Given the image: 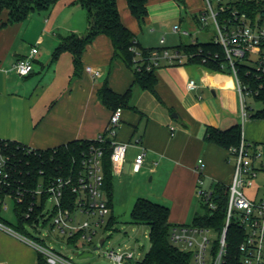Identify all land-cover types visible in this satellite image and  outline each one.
I'll list each match as a JSON object with an SVG mask.
<instances>
[{
	"label": "crops",
	"instance_id": "1",
	"mask_svg": "<svg viewBox=\"0 0 264 264\" xmlns=\"http://www.w3.org/2000/svg\"><path fill=\"white\" fill-rule=\"evenodd\" d=\"M71 3L74 10L71 8L66 12V18L70 19L65 23L53 20L54 15H51L45 24L35 26L28 20L29 16L22 22L0 27V140L40 150L74 141L96 140L107 131L113 113L98 98L99 89L108 80L119 94L132 86L131 106L135 108L123 111L116 136L107 138L129 144L125 162L119 167V173L113 172V175L125 170L136 174L151 172L153 181L158 179L163 190L150 200L170 208V221L174 225H191L188 219L194 220L198 215L194 201L200 159L205 162L203 179L208 189L216 184L226 187L232 182L234 169L229 162V151L204 141L207 127L225 131L241 125L242 139L255 145L259 154L256 165L264 175V119L249 117L242 124L236 81L228 71H212L194 64L163 66L156 71L157 91L163 100L160 103L151 93L138 85L133 86L134 73L124 64L117 62L109 74L114 49L106 36L98 37L86 48L79 75H75L70 53H63L54 61V52L63 38L81 37L88 29L87 11L77 3ZM121 4L120 8L118 1L123 23L137 34L138 22L132 17L126 0ZM75 8L82 9L81 14H77ZM177 12L181 13L179 7ZM2 18L6 21L7 16ZM147 21H150V15ZM140 45L145 49L159 48ZM34 48L38 49L34 71L28 77H20L14 66L30 56ZM88 67L98 75L89 74ZM191 80L198 84L194 91L188 90ZM251 112H254L252 108ZM143 150L145 162L136 172L134 161ZM256 186L257 183L247 189L246 194L253 200H260V189ZM38 263L39 253L35 249L1 234L0 264ZM125 264H131V261Z\"/></svg>",
	"mask_w": 264,
	"mask_h": 264
},
{
	"label": "built area",
	"instance_id": "2",
	"mask_svg": "<svg viewBox=\"0 0 264 264\" xmlns=\"http://www.w3.org/2000/svg\"><path fill=\"white\" fill-rule=\"evenodd\" d=\"M205 8L196 16L199 26L205 28L212 21L217 37L215 42L223 49L225 65L236 81L237 91L242 106V124L249 117L247 98L256 95L254 90L242 79L239 64H245L253 69L260 78H264V0H204ZM177 33L180 28L176 26ZM184 35L189 36L188 32ZM198 40V39H197ZM195 40L194 43L197 41ZM165 44L164 39L160 42ZM38 49L34 48L30 56L19 60L14 70L20 77H28L33 73L34 58ZM137 55V71H157L163 66H184L187 55L178 49L159 47L144 57ZM86 71L98 74L88 67ZM198 88L195 80L188 84V90ZM123 110L113 111L109 127L95 141L100 145L110 144L113 172L119 173V167L125 162L129 144L108 140L116 136ZM174 131V129H171ZM145 151L137 155L134 170L140 171L145 162ZM104 157L105 149L92 146L85 154L82 169L78 174L56 180L43 179L32 191L33 199L20 218L16 227L4 222L2 213L8 209L7 199L15 200L11 191L9 159L5 153L3 140H0V231L16 238L38 253L44 255L48 264H75L71 258L56 252L53 246L46 243L51 233L57 231L67 243L77 244L80 241L92 243L96 229L107 228L111 213L107 195L104 191ZM259 154L253 144L242 139L240 145L229 152V162L233 164V177L226 186L228 202L226 207L225 225L221 233L215 229L200 228L191 225H174L170 232V241L182 252L192 254L193 264H226L228 261V231L236 224L244 238L238 248V257L234 264H264V197L253 200L246 194L247 189L255 186L260 173L256 162ZM205 162L198 161L197 172L200 174L196 195L203 208L214 212L218 206L214 200L216 186L208 189L205 186L203 172ZM41 200V202H40ZM205 211V208H204ZM16 213V212H15ZM86 215L89 220L83 221L80 216ZM21 229V230H20ZM218 242V248L215 243ZM46 243V244H45ZM104 244V241H103ZM113 264H125L135 258L128 249H119L107 253Z\"/></svg>",
	"mask_w": 264,
	"mask_h": 264
},
{
	"label": "trees",
	"instance_id": "3",
	"mask_svg": "<svg viewBox=\"0 0 264 264\" xmlns=\"http://www.w3.org/2000/svg\"><path fill=\"white\" fill-rule=\"evenodd\" d=\"M61 0H0V27L26 20L34 12L50 10ZM119 0H76L87 11L88 29L79 37L70 35L62 39V43L55 50L53 60L56 61L63 53H70L73 56L75 75H79L83 68L82 58L86 48L98 37L106 36L112 41L114 54L109 74L120 62L134 73V85H138L143 91L151 93L160 103H163L158 94L157 87L159 79L156 71L139 72L136 69L137 55L141 52L144 57L150 55L154 49L143 48L137 35L132 32L122 21L119 7ZM179 7L186 5L185 0H172ZM149 0H126L132 17L143 25L149 17ZM7 16L3 21L2 16ZM196 22L198 23L197 19ZM183 51L187 57V64L201 65L212 71L223 72L225 65L222 47L215 41L202 43L197 40L195 43L184 44L173 47ZM240 76L254 90V100L263 105L258 111L250 113L251 119H264V78H260L252 67L239 64ZM133 95L132 86L124 93H116L106 80L98 91V98L109 110L135 109L131 106ZM250 110V109H249ZM204 141L215 144L230 152L242 141L241 125L234 126L229 130L222 131L214 127H207ZM5 153L9 159V174L11 191L15 197V212L20 216L27 211L32 199V191L43 179L56 180L59 178L72 177L82 169L84 154L92 146H101L105 149L104 157V191L107 195L109 206L112 210V198L114 192L113 170L110 160V144L100 145L95 140H81L68 143L57 148L40 150L29 148L22 144L3 140ZM214 200L218 209L214 212L208 211L206 207L203 214L195 216L192 226L200 228H212L218 233L224 228L228 194L226 187L218 184ZM132 221L134 224H145L150 228L149 238L151 249L143 260L135 264H193L192 254L182 252L170 241V232L174 224L170 221V208L162 203L147 198H140L136 201L132 210ZM116 220L110 218L107 229L115 226ZM21 230V229H20ZM244 235L236 224H232L228 231V261L226 264H234L238 257V248L243 241ZM218 248V242L215 243ZM48 264L46 257L39 253V263Z\"/></svg>",
	"mask_w": 264,
	"mask_h": 264
},
{
	"label": "rangeland",
	"instance_id": "4",
	"mask_svg": "<svg viewBox=\"0 0 264 264\" xmlns=\"http://www.w3.org/2000/svg\"><path fill=\"white\" fill-rule=\"evenodd\" d=\"M192 1L194 2L193 6H191ZM71 2L76 3V0H63L48 11L31 14L28 20L33 22L35 26H39L41 23L45 24L46 19H50L51 15H54L53 20L65 23L70 19L66 18V12L71 8L73 9L74 6ZM121 3L122 0H119L120 8ZM77 5L81 6L79 3ZM178 7L171 0H149L150 21L143 25L137 23L136 35L138 41L144 47L162 46L171 49L181 43L189 44L197 39L202 43L216 40L217 32L212 21H209V25L205 28L199 26V23L196 22V16L205 8L204 0H186L185 7H179L180 14L177 12ZM76 10L77 14H81L82 9ZM121 11L122 14L125 13L123 9ZM176 26L180 28L177 33L174 31ZM186 32L190 35H184ZM162 39L165 41L163 45L160 44ZM246 102L255 112L263 107L261 103L256 102L253 98H247ZM256 183V187L260 189L258 196L262 198L264 197V175L259 173ZM113 185L112 211L106 218V222L113 216L116 220L115 226L109 230L105 226L96 229L97 232L92 243L80 241L75 245H69L67 240L62 239L57 231L51 233L52 236L46 239V243L53 246L58 252L67 254V257L71 258L75 264H113L107 253L119 249H128L135 254L131 264L143 260L151 249L150 228L145 224H134L132 210L138 199H152L153 195L161 193L163 186L159 184L158 179L153 181V174L149 171L136 174L130 173L128 170H125L122 174L114 175ZM7 205L8 209L2 213L1 218L4 222L16 227L18 217L15 213L14 200L12 198L7 199ZM194 210L198 214L204 213V208L197 195L194 201ZM80 219L86 221L89 220V217L82 215ZM188 222H193L192 218H189ZM1 234L5 233L0 231V236ZM103 241L104 244L101 246ZM85 253H90L92 256L82 257Z\"/></svg>",
	"mask_w": 264,
	"mask_h": 264
},
{
	"label": "water",
	"instance_id": "5",
	"mask_svg": "<svg viewBox=\"0 0 264 264\" xmlns=\"http://www.w3.org/2000/svg\"><path fill=\"white\" fill-rule=\"evenodd\" d=\"M174 117H176L177 118V116H175L174 115ZM103 245V242H101V246ZM89 256H91V254H84L82 257H89Z\"/></svg>",
	"mask_w": 264,
	"mask_h": 264
}]
</instances>
